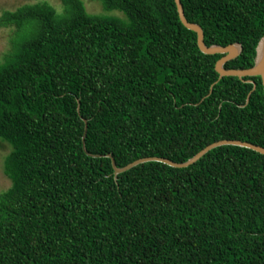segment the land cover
I'll return each mask as SVG.
<instances>
[{
  "label": "trees",
  "instance_id": "trees-1",
  "mask_svg": "<svg viewBox=\"0 0 264 264\" xmlns=\"http://www.w3.org/2000/svg\"><path fill=\"white\" fill-rule=\"evenodd\" d=\"M180 1L207 45L241 43L226 68L253 65L264 0ZM100 2L124 17L83 0L0 15L15 28L0 61V264H264V154L227 144L117 175L107 156L264 147L260 76L220 78L223 54L199 49L175 0Z\"/></svg>",
  "mask_w": 264,
  "mask_h": 264
},
{
  "label": "water",
  "instance_id": "water-1",
  "mask_svg": "<svg viewBox=\"0 0 264 264\" xmlns=\"http://www.w3.org/2000/svg\"><path fill=\"white\" fill-rule=\"evenodd\" d=\"M175 3L177 6V11L181 22L184 24L185 27L197 33V44L199 49L206 54H215V53L223 54L215 63V70L218 72L220 78L223 76H238L239 78L243 79L246 76H260L264 90V34L262 35L256 46V55L252 66L247 68H226L224 64L227 61L236 58L241 53L242 51L241 43L234 42L225 46L219 44L207 45L204 42V32L202 27L198 23L188 21V19L184 14V9L180 0H175ZM246 81L250 82L252 80L246 79ZM248 99L249 96L247 97V100ZM227 144L247 147L264 154V147L261 145L249 141H243L240 139H222L208 144L207 146H205L203 149L198 151L196 154H194L192 157H190L184 162H176L166 157L151 156V157L139 158L135 161L126 164L125 166L118 167L112 156L110 154H107V156H109L112 159L114 173L115 175H117L131 168L132 166H135L138 163L145 161H161L174 167L189 166L190 164L198 160L201 156H203L206 152H208L210 149ZM87 153L89 155H92L89 152ZM93 156H99V154L98 155L93 154Z\"/></svg>",
  "mask_w": 264,
  "mask_h": 264
},
{
  "label": "rangeland",
  "instance_id": "rangeland-1",
  "mask_svg": "<svg viewBox=\"0 0 264 264\" xmlns=\"http://www.w3.org/2000/svg\"><path fill=\"white\" fill-rule=\"evenodd\" d=\"M36 1H47L52 4L58 12L62 10V0H0V15L4 10H14L16 7L25 4V3H34ZM84 5L88 12L97 13L99 15H119L124 17L123 13L118 10H106L100 0H83ZM14 30L12 26H0V61L3 58V55L12 46V40L14 35ZM9 147L6 144L0 143V191L6 190L11 181L4 174V157L8 152Z\"/></svg>",
  "mask_w": 264,
  "mask_h": 264
}]
</instances>
